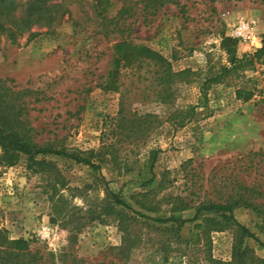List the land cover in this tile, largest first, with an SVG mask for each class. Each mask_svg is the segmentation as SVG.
<instances>
[{
    "label": "rangeland",
    "instance_id": "374dc122",
    "mask_svg": "<svg viewBox=\"0 0 264 264\" xmlns=\"http://www.w3.org/2000/svg\"><path fill=\"white\" fill-rule=\"evenodd\" d=\"M16 1L20 17L26 0ZM54 3L66 12L52 27L0 33V115L29 142L80 154L101 170L54 155L18 154L8 166L0 148V257L19 252L13 264H264L263 249L212 214L173 231L134 213L154 218L181 204L192 218L198 204L243 187L264 204V57L209 84L207 106L183 126L175 119L196 104L203 80L230 66L224 38L237 42L238 57L262 46L264 0ZM241 23L247 35L236 34ZM143 48L172 72L191 73L171 82L159 64L137 60ZM237 90L252 95L238 99ZM154 156L162 186L144 196L128 182L150 177ZM108 188L134 212L114 205ZM233 214L264 242L252 210ZM120 224L130 226L131 242Z\"/></svg>",
    "mask_w": 264,
    "mask_h": 264
},
{
    "label": "trees",
    "instance_id": "16d2710c",
    "mask_svg": "<svg viewBox=\"0 0 264 264\" xmlns=\"http://www.w3.org/2000/svg\"><path fill=\"white\" fill-rule=\"evenodd\" d=\"M55 1L56 0H26L24 4L25 8L23 9V15L16 17L14 13L17 10V1L0 0V33L7 32L10 34V36H13L17 33L25 32L35 25L39 27H52L58 22V20L62 18L66 12V9L62 10L60 4L54 3ZM21 7H23V5H21ZM115 26H117V24H115ZM125 44L126 43L124 41L118 42V49H123ZM236 45L237 42L233 39H223L222 48L228 54L230 66L222 67L219 74L201 82L199 87L200 95L196 104L194 106H189L185 111L175 118L178 126H183L185 123L190 121L197 108H204L207 106L208 100L206 92L209 84H217L222 76L226 74L243 72L245 70L252 69L255 63L261 62V59L264 57V39H262V46L259 49L255 50L252 54H243L242 57L236 56ZM137 55L138 61L147 59L159 64L160 67L164 68L166 76L171 80V82L177 78L187 76V74L191 73L190 70H184L179 73L172 72L171 65L160 54L152 52L148 49L143 48L138 50ZM121 60H123V57ZM243 94L244 93L241 92V90L236 91V96L238 99L242 98L244 100H249L252 95L250 92L242 96ZM0 148L3 152L4 160L2 161L4 165L8 166H11L15 163L14 157H16L18 154H22L31 159L40 155H54L66 157L76 164L86 166L96 174L100 173L101 170L99 165L95 164L87 157L81 156L80 154L40 147L24 139V137H20L18 133L12 129L9 121L3 115H0ZM155 159L156 158L154 156L148 170L150 177H148L146 174L139 173L135 181L128 182L138 187L140 190L146 192L144 193V196L148 195L153 189L156 191L162 186L161 181H157L155 174H153L152 169ZM107 192L111 202L114 205L134 212L128 200L122 198L119 192L109 188L107 189ZM257 197L258 195H256V190L243 187V192L230 195L224 198V200H219L218 202H203L198 204L194 208V215L192 218L183 217L182 212L187 208L181 204H172L168 214H163L154 218L143 216L138 212L134 213L137 216L146 218L153 223L166 226L170 225L165 229H170L173 231H179L185 224L199 220L200 216L204 214H212L216 216L217 219H219V224H232L236 226L243 236L252 239L261 249L264 250V242L260 241L256 236H254V234L248 228L241 225L235 219L233 214V211L236 208H246L252 210L256 216L260 218L261 230L264 231V204L256 202L258 199ZM213 220L215 219H210L206 222L210 223ZM194 227L197 229H203L204 225L196 224ZM120 230L124 235V241H127L128 243L131 242L130 238L132 231L130 226L128 224H120ZM12 244H16L18 249H20L21 242H13ZM20 255L21 254L19 252L14 254H5V256L0 257V264H13L11 256L19 259ZM16 264H19V262L17 261Z\"/></svg>",
    "mask_w": 264,
    "mask_h": 264
},
{
    "label": "built area",
    "instance_id": "2783aa9c",
    "mask_svg": "<svg viewBox=\"0 0 264 264\" xmlns=\"http://www.w3.org/2000/svg\"><path fill=\"white\" fill-rule=\"evenodd\" d=\"M236 34H239V35L245 34V35H247L248 34V27L245 24L241 23L238 26V28H237Z\"/></svg>",
    "mask_w": 264,
    "mask_h": 264
}]
</instances>
